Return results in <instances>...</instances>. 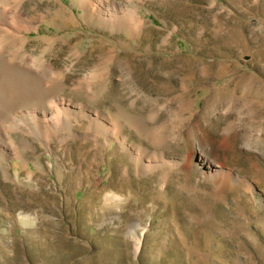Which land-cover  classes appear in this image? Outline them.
Segmentation results:
<instances>
[{"label":"rangeland","instance_id":"rangeland-1","mask_svg":"<svg viewBox=\"0 0 264 264\" xmlns=\"http://www.w3.org/2000/svg\"><path fill=\"white\" fill-rule=\"evenodd\" d=\"M0 264H264V0H0Z\"/></svg>","mask_w":264,"mask_h":264}]
</instances>
